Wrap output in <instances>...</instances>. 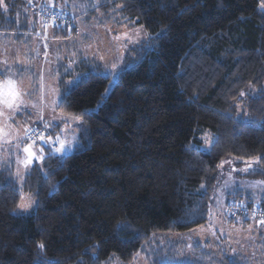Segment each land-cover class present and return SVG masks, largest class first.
Masks as SVG:
<instances>
[{
    "label": "trees",
    "instance_id": "1",
    "mask_svg": "<svg viewBox=\"0 0 264 264\" xmlns=\"http://www.w3.org/2000/svg\"><path fill=\"white\" fill-rule=\"evenodd\" d=\"M65 1L4 6L12 17L28 7L36 28L40 7L67 12L71 27L45 28L55 31L53 40L72 32L76 40L80 18ZM107 1L149 39L130 50L108 96L112 78L92 59L62 77L57 110L82 120L77 151L62 156L46 148L22 186L13 166L0 169V264H128L153 235L208 223L225 162L251 161L247 177L264 179L260 0ZM24 195L37 203L30 214L17 213ZM238 206L264 209V199L237 192L226 205L233 223L264 226L251 214L233 215ZM220 264L242 263L226 255Z\"/></svg>",
    "mask_w": 264,
    "mask_h": 264
},
{
    "label": "rangeland",
    "instance_id": "2",
    "mask_svg": "<svg viewBox=\"0 0 264 264\" xmlns=\"http://www.w3.org/2000/svg\"><path fill=\"white\" fill-rule=\"evenodd\" d=\"M106 2L108 1H65V4L75 9L74 14L80 18L74 19L78 34L77 44L73 32L69 38H57L58 41L45 35V25H38V30L33 33V36L40 40L43 54L48 59L47 88L42 94V100L38 96L40 92L38 90L37 99L35 96L28 101V93L21 84H17L23 101L21 108L26 106V110L8 109L0 105V112H3V115H0V129L7 132V136L0 134V169L13 166L15 176L21 186L24 176L35 163L43 162V160H33L26 168L21 163L27 156L24 152L26 146L32 145L33 151H36L38 155H43V159L46 148H51L58 155L66 156L82 146V120L74 119V116L60 113L57 110L63 95L60 88L61 78L64 75L67 78L68 74L74 72L79 62L92 59V62L103 65L106 69L105 74L112 78L107 91L108 96L119 74L128 67L127 56L130 50L149 39L143 26L126 23L118 14V7L106 4ZM3 3L2 0L1 5ZM17 49L20 51V47ZM17 70L20 71V68ZM40 107L46 111V122L34 120L37 119ZM25 112H29L31 118L21 116L19 120H16L15 113ZM45 123L49 124V127H43V130L50 134L47 137L44 136L45 140L51 136L52 141H56L59 136L67 149L63 154L57 151L60 148L59 142L51 146L41 140L35 143L30 142L32 138L28 136L29 130L36 128L34 127L36 124L43 126ZM55 125H58L60 130L57 129L52 134ZM40 147H43V153L38 151ZM210 149L211 145L208 144L205 150ZM249 165L251 161L231 159L220 167L219 181L213 196L209 221L205 226L184 234H155L135 259L128 264H155L156 258H159L162 264H186L187 260L220 264L226 255L237 256L242 264H264V226L258 227L253 222L247 225L242 222L233 223L226 208L230 196L237 192L255 201L264 199V179H249L247 177ZM21 204L30 205V207L26 209L19 207L18 214H30L37 205L36 200L29 195L22 196ZM110 264L124 263L115 259Z\"/></svg>",
    "mask_w": 264,
    "mask_h": 264
},
{
    "label": "crops",
    "instance_id": "3",
    "mask_svg": "<svg viewBox=\"0 0 264 264\" xmlns=\"http://www.w3.org/2000/svg\"><path fill=\"white\" fill-rule=\"evenodd\" d=\"M1 3L2 0H0V8L3 9L0 13V82L12 79L17 84H21L28 93V101L35 96V99H37L39 90L38 96L42 100V94L45 93L47 88L48 59L43 54L40 40L32 34L37 29L35 25L36 18L33 11L28 7L27 9L23 7V9L18 10L17 16L12 17L5 13L6 6H4V3L1 5ZM44 32L46 36L56 37L53 29L45 28ZM75 43H78L77 39ZM18 47H20V51L17 49ZM17 68H20V71ZM43 98L45 101V95ZM41 107L37 112V119H34L36 122L42 121L41 117L44 120L43 122L47 121L46 111L42 110ZM21 116L31 118L29 112L15 113L16 120H19ZM21 132L23 134L24 130L22 129Z\"/></svg>",
    "mask_w": 264,
    "mask_h": 264
},
{
    "label": "snow or ice",
    "instance_id": "4",
    "mask_svg": "<svg viewBox=\"0 0 264 264\" xmlns=\"http://www.w3.org/2000/svg\"><path fill=\"white\" fill-rule=\"evenodd\" d=\"M260 8L264 9V0H260ZM23 103L21 99V92L17 86L16 81L12 79H7L3 82H0V105H3L4 107L8 109H15V110H20L24 111L26 110V106L24 108H21V104ZM0 115H3V112H0ZM74 119H79V117H73ZM43 120V118H40ZM44 127L47 128L49 127V124L45 123ZM35 132V129H33ZM0 134L3 136H7V132H5L3 129H0ZM29 138H31L29 136ZM38 139L43 141L44 143H49L50 146L53 143L59 142L60 143V148L57 149V151L61 154H63L67 149L64 147L63 141L60 140V137L57 136L56 141H52L51 136L45 140L43 135H38ZM35 143V141H33ZM40 153H43V147H40L38 150ZM24 152L27 154L25 160L21 161L23 165L27 168L29 164L35 161H42L43 160V155H38L36 151H33L32 145H28L24 148ZM21 209H26L27 207H30V205H25L21 204L19 205ZM261 223H264V221H261ZM38 247L43 250L45 245L43 243H40Z\"/></svg>",
    "mask_w": 264,
    "mask_h": 264
},
{
    "label": "built area",
    "instance_id": "5",
    "mask_svg": "<svg viewBox=\"0 0 264 264\" xmlns=\"http://www.w3.org/2000/svg\"><path fill=\"white\" fill-rule=\"evenodd\" d=\"M37 17L39 21V25H49L53 27H71L73 23L72 16L64 11H61L59 9H55L53 7H40L37 11ZM35 129V132L33 131ZM44 129V128H43ZM43 129H40L38 127L32 128L29 130L28 136L32 138V142H37L38 135L45 136V131ZM238 211L241 212L244 215H252L260 224L261 221H264V209L261 208H253L252 210H248L245 207H236L235 212ZM233 213V215H237L236 213Z\"/></svg>",
    "mask_w": 264,
    "mask_h": 264
},
{
    "label": "bare ground",
    "instance_id": "6",
    "mask_svg": "<svg viewBox=\"0 0 264 264\" xmlns=\"http://www.w3.org/2000/svg\"><path fill=\"white\" fill-rule=\"evenodd\" d=\"M34 1V0H33ZM36 1V0H35Z\"/></svg>",
    "mask_w": 264,
    "mask_h": 264
}]
</instances>
